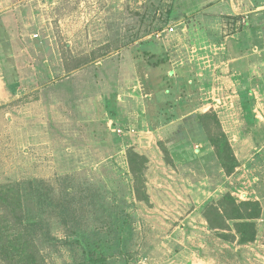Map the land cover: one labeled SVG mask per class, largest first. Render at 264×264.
Segmentation results:
<instances>
[{"label":"rangeland","instance_id":"rangeland-1","mask_svg":"<svg viewBox=\"0 0 264 264\" xmlns=\"http://www.w3.org/2000/svg\"><path fill=\"white\" fill-rule=\"evenodd\" d=\"M235 5L0 0V264H264V27ZM224 194L260 202L254 241L209 226Z\"/></svg>","mask_w":264,"mask_h":264},{"label":"trees","instance_id":"trees-1","mask_svg":"<svg viewBox=\"0 0 264 264\" xmlns=\"http://www.w3.org/2000/svg\"><path fill=\"white\" fill-rule=\"evenodd\" d=\"M168 17L169 18H174L176 17L174 13V9L172 7L168 11ZM246 108V106H244ZM215 121L218 123L217 117L215 118ZM218 125H220L218 123ZM251 130L256 133L257 128L255 125L251 126ZM219 141H222L221 147L223 149H219L222 151V155L225 151L226 153V158L230 159V164L227 166L226 162L222 163V166L227 170L228 172L232 171L233 167L235 166V159L233 156H231V149L229 144L226 141L225 135L221 132ZM212 144L214 146H220L219 141L217 142L216 140H212ZM217 145H216V144ZM217 153V152H216ZM224 156V155H223ZM16 185H0V194L3 196H7L9 193H13L15 191L14 189L16 188ZM17 193H14V203L20 205V197L18 191ZM21 207V206H19ZM210 214H212L210 216ZM261 214V206L260 202L256 200H248V201H235L234 198L229 195V194H224L221 199H219L218 205H209L207 207V212H206V218L209 223V226L214 229H228L227 225V220H232L233 221V227L235 230V234L237 235V240L239 243H248L252 242L256 238V225H255V220L260 217ZM209 215V216H208ZM24 219L18 218L16 221V226L20 228V233L14 235L13 239L11 241L16 242L17 246H20L21 248L29 247L30 245L33 244V238H28L29 236V228L31 227L32 229L39 228L42 229L43 225L39 221L35 222H29L27 223V219L23 217ZM29 230V231H28ZM35 231H33L34 233ZM222 237L226 240H229V237L231 235H228L226 233L221 234ZM235 235V236H236ZM3 236V234H2ZM234 236V235H232ZM31 237V235H30ZM7 238V236H6ZM10 241V242H11ZM118 241H122L120 238ZM85 261L84 263H79V264H101L106 256L104 252L100 251L98 243L95 241H87L85 243Z\"/></svg>","mask_w":264,"mask_h":264},{"label":"crops","instance_id":"crops-1","mask_svg":"<svg viewBox=\"0 0 264 264\" xmlns=\"http://www.w3.org/2000/svg\"><path fill=\"white\" fill-rule=\"evenodd\" d=\"M262 1L263 0H257V1L256 0H236L237 5H235L232 11L228 12L227 14H231L237 17L245 16L248 19L249 31H252L255 34H258L264 27V5L263 4L257 5L256 3L257 2L261 3ZM208 7L209 9L211 8L217 9V7L214 5H210ZM259 7H261L262 9H258ZM244 33L245 32H243L242 34L244 35ZM255 47L257 46L255 45ZM263 47H264V42H263ZM251 50L252 52H249V55H251V58H254L253 48ZM261 81H264V79H262Z\"/></svg>","mask_w":264,"mask_h":264},{"label":"built area","instance_id":"built-area-1","mask_svg":"<svg viewBox=\"0 0 264 264\" xmlns=\"http://www.w3.org/2000/svg\"><path fill=\"white\" fill-rule=\"evenodd\" d=\"M172 30V28L170 27V31Z\"/></svg>","mask_w":264,"mask_h":264}]
</instances>
